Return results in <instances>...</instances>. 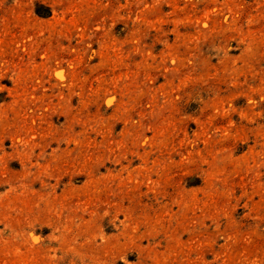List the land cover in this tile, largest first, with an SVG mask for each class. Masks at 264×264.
I'll return each mask as SVG.
<instances>
[{"label":"rangeland","instance_id":"1","mask_svg":"<svg viewBox=\"0 0 264 264\" xmlns=\"http://www.w3.org/2000/svg\"><path fill=\"white\" fill-rule=\"evenodd\" d=\"M0 264H264V0H0Z\"/></svg>","mask_w":264,"mask_h":264},{"label":"trees","instance_id":"2","mask_svg":"<svg viewBox=\"0 0 264 264\" xmlns=\"http://www.w3.org/2000/svg\"><path fill=\"white\" fill-rule=\"evenodd\" d=\"M36 15L41 18H46L49 15V12L40 13L38 10L35 11Z\"/></svg>","mask_w":264,"mask_h":264}]
</instances>
